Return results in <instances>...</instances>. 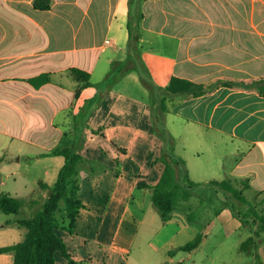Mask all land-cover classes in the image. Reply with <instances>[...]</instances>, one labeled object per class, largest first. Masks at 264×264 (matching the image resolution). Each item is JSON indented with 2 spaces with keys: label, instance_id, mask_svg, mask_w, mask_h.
<instances>
[{
  "label": "crops",
  "instance_id": "1",
  "mask_svg": "<svg viewBox=\"0 0 264 264\" xmlns=\"http://www.w3.org/2000/svg\"><path fill=\"white\" fill-rule=\"evenodd\" d=\"M33 2L0 0V193L25 199L32 213L48 195L39 182L52 184L65 162L52 151L81 140L77 175L81 168L89 179L84 190L78 179L83 206L73 231L55 230L74 263L56 251V264H168L171 257L187 264L207 241L204 234L195 249H179L195 236L185 209L198 223L205 199L194 192L162 221L151 188L138 185L156 184L165 166L170 143L154 131L156 118L191 180L213 195L220 187L212 181L229 174L244 204L256 199L247 192L262 203L264 0H143L135 28L142 63L109 87L111 61L128 53L129 0H52L48 9ZM72 68L87 71L90 85L79 88ZM172 76L215 86L178 98L165 90ZM26 206L12 216L0 211V247L21 239L13 220ZM228 207L217 211L222 222L236 215ZM0 264H13V252H0Z\"/></svg>",
  "mask_w": 264,
  "mask_h": 264
},
{
  "label": "trees",
  "instance_id": "2",
  "mask_svg": "<svg viewBox=\"0 0 264 264\" xmlns=\"http://www.w3.org/2000/svg\"><path fill=\"white\" fill-rule=\"evenodd\" d=\"M143 1V0H141ZM132 2L128 3V53L123 60L111 61L110 68L103 79V82L109 87L111 84L119 81L128 71L141 65V45L139 42V32L135 29L141 20L143 13L140 11L137 15L136 23L133 20ZM52 0H34L33 5L37 9H48ZM72 74L79 81V88L90 85L89 73L79 68H72ZM48 77L42 76V81ZM142 82L150 88V84L144 76H141ZM35 82V79H32ZM36 83V82H35ZM238 84H242L241 82ZM215 84H205L195 82L186 78L172 76L169 83L165 86V90L169 95H175L178 98H188L201 95L211 90ZM151 89V88H150ZM264 92L263 90L261 91ZM165 98L161 100V110ZM101 128L93 129V132L100 131ZM154 131L158 136L168 141L170 145L163 150L161 159L164 163V169L159 181L154 185H148L139 182L140 187H149L152 191V202L160 212L162 221L167 220L172 211L181 206L182 201L188 200L194 194V188L200 185L189 178L185 168V160L177 156L173 152V140L168 132L157 121ZM82 134L81 139L83 140ZM65 145L52 151L53 154L63 155L65 162L58 172L56 180L52 184L40 181L39 188L47 192V196L43 200L36 199L34 209L31 215L26 217H18L13 220L20 228L23 229L21 239L12 245L0 247V252L12 251L13 264H56L55 252L60 251L70 263H74L70 253L67 250L66 243L62 237L56 234L57 228H63L73 231L76 220L79 215L80 208L83 206L79 196V181L77 178L78 165L84 158L79 152L82 146L79 143ZM183 170H181V168ZM222 188L229 196L237 198L241 202H245L242 192L239 191L229 179L221 181H212ZM213 199V195L210 197ZM35 201V200H34ZM226 203V202H225ZM29 204L25 199L14 197L9 193H0V211L6 214H18L23 206ZM226 205V204H224ZM187 218L190 223L197 224L195 218V210L191 207L185 209ZM254 220L258 222L259 230L264 232V211H253ZM246 222V221H245ZM204 233L199 231L195 236L179 246L180 250L191 251L199 246ZM250 236L246 241H251ZM243 242V248L247 242Z\"/></svg>",
  "mask_w": 264,
  "mask_h": 264
},
{
  "label": "rangeland",
  "instance_id": "3",
  "mask_svg": "<svg viewBox=\"0 0 264 264\" xmlns=\"http://www.w3.org/2000/svg\"><path fill=\"white\" fill-rule=\"evenodd\" d=\"M142 2L141 0H133L132 2L133 20L135 23L138 13L140 11L142 12ZM158 117L160 118L161 116ZM156 121L162 123L161 119L156 118ZM180 152L182 153V150L178 144L176 153L180 154ZM227 162L230 164V160H227ZM77 177L84 190L89 179L81 168L79 169V175ZM227 178L233 179L229 174H226L223 179ZM211 190L210 185H207L203 181H201L199 186L194 188L196 195L200 199H205L206 202L204 205H207L208 211L204 214V218L201 221L198 218V223L192 225L189 228V232L194 236L197 232L202 231L206 234L207 241L201 247L194 250L191 255H186L187 259L185 263L193 264L194 260H203L208 264H264V232L259 230L258 222L254 220L255 217L253 215L254 210L264 211V197L260 199L262 202L260 203L258 199L262 197L258 194L255 196L254 193H244L246 198L251 196L256 197L255 200H252V198L251 201H247L244 204V202L232 197V195L229 196L226 194L222 188H218V191L213 194V199L209 202ZM224 204H228V208L231 207L236 212V215L230 222H222L217 218V211ZM27 208V206L24 207L20 214L25 217L31 215V213H28L29 208ZM36 208L38 207L36 206L34 209ZM238 212L240 216H238ZM244 214L249 215L246 218L247 225H243L244 218L242 216ZM249 235H251L252 240L249 242L246 241L245 248L247 250H243V242H245ZM206 254L212 255V257L208 258ZM177 258H169L168 264H176Z\"/></svg>",
  "mask_w": 264,
  "mask_h": 264
}]
</instances>
